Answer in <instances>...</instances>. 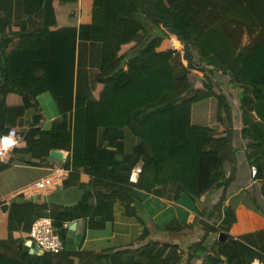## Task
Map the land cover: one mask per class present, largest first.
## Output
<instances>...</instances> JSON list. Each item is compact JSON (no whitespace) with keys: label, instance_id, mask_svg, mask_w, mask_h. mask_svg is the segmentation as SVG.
Returning a JSON list of instances; mask_svg holds the SVG:
<instances>
[{"label":"trees","instance_id":"16d2710c","mask_svg":"<svg viewBox=\"0 0 264 264\" xmlns=\"http://www.w3.org/2000/svg\"><path fill=\"white\" fill-rule=\"evenodd\" d=\"M84 1L79 23V0H23L25 8H33L25 11V18L32 14L42 18L41 25L30 31L26 20L14 22L19 0H0L2 106L15 120L28 110L34 113L31 128L22 133L23 141L13 152L30 154L38 161L17 162L6 156L0 161V174L14 165H25L35 169L32 173L39 172L31 178H37V183L52 172L46 165L49 154L65 151L68 157L62 167L69 174L64 188L77 186L83 175L91 186L72 212L23 202L19 196L9 208L8 231L13 239L0 241V247L8 248L0 254V264H182L185 256L194 264V259L211 252L214 234L219 244L220 229L229 238L236 223L235 210L225 208L224 203L235 178L228 169L236 164L232 142L238 123H234V110L217 74L223 80L229 75L228 88L240 91L241 137L252 141L246 147V162L257 167L256 178L263 173L264 150L253 155L248 146L264 140V32L259 40L241 46L222 26L204 30L195 25L188 10L195 1L206 0ZM263 8L264 0H253L228 12L251 27L260 24L264 28ZM63 11L66 22L58 24L56 13ZM150 26H156L160 35L139 49L150 35ZM168 28L189 43L195 65H200L195 56H215L225 73L215 69L209 74L205 66L204 75L188 70L181 53L173 49ZM14 38L19 44L8 51ZM46 92L54 98L60 118L41 128L43 115L36 98ZM10 95L21 97L22 105L9 107ZM252 131L261 133L258 140L249 137ZM137 167L141 173L133 182ZM258 193L262 200L254 199L261 205L264 185ZM142 194L172 202L184 195L196 208L201 204L203 211L190 225L174 220L160 229L144 213ZM116 204L127 218L140 223L143 231L136 243L102 252H82L67 245L65 224L85 220L87 229L102 230L114 221ZM223 212L220 225H211ZM44 217L53 220L64 250L58 255H29L24 247L31 240L32 225ZM196 226L204 235L187 245V252L180 244L152 237L153 229L160 234H184Z\"/></svg>","mask_w":264,"mask_h":264},{"label":"crops","instance_id":"0c3cea01","mask_svg":"<svg viewBox=\"0 0 264 264\" xmlns=\"http://www.w3.org/2000/svg\"><path fill=\"white\" fill-rule=\"evenodd\" d=\"M84 2V0H79V23L80 17L83 16ZM29 10L32 11L33 8L31 6L29 8L26 6L25 8L23 0H19V4L15 6L14 22L19 23L26 20L28 29L31 31L41 25L42 18L38 14H32L30 18H25V11L27 12ZM73 12L72 10L71 14L75 16ZM66 17L67 12L56 13L58 24H64ZM18 44L19 39L14 38L8 51L16 48ZM2 101L3 98L0 96V132L3 131L2 129L7 128L16 129L21 135L29 131L33 122L34 113L28 110L15 120L14 118H10L6 113L2 106ZM36 101L40 113L43 115L41 128L60 118L58 106L49 92L39 95ZM6 103L9 107H20L22 105V98L16 95H10L7 97ZM241 126L243 129V125L240 122L238 129L234 127L232 146L236 151V164L233 163L230 165L228 174L235 173V178L228 190V199L224 203L225 208L232 207L235 210L236 223L231 227L228 233L229 238H226V241H221L217 244V237L214 234L212 236V244H210V246H213V249L209 254L203 255L200 259H194V264H257V262L258 264H264V201L260 205L254 199L255 196L257 200H262L258 190L264 185V167L261 177L259 176L256 179L251 178L250 167L246 162L245 153L247 145L252 141L241 138ZM260 134L252 131L249 137L253 141L254 139L258 140ZM258 142L260 144L256 146H248L249 153L255 155L264 150V140ZM60 152L63 155V159L52 157L49 154L46 165L51 170L56 167H62V164L67 160L68 152ZM7 157L9 159H15L17 162L23 159L27 162H38L30 154L10 152ZM261 162L264 166V157L261 158ZM34 170L32 168L30 170L25 165H14L9 170L0 174V201L8 205L6 212H3L0 206V241H10L13 239V234L8 231V212L10 205L20 200L19 196L23 197V202L33 204L45 203L57 207L62 211L68 209L72 212L74 206L81 202L84 193L91 190V186L85 181L86 176L83 175V180L77 186L64 188L63 182L68 178L67 176L62 183L54 185L46 191L37 192L33 187L34 184L31 183H35L37 179H31V174ZM137 178V175H132L133 182H136ZM141 198L144 213L151 219V225L160 229H163L174 220H177L182 225H190L203 210V207L201 210L199 206L196 208L194 203L184 195L177 202L157 198L150 194H142ZM146 202L147 208L145 207ZM163 205L166 206L164 211L154 212L157 206ZM223 217L224 212L223 216L218 219L216 227L220 225ZM201 219L204 220L203 218ZM96 221H100V218H97ZM213 222L214 220L211 221V224ZM73 223H76L77 226L74 230H70L69 228ZM67 225V245L82 252H102L109 249L122 250L129 248V246L140 239L143 231L138 221L133 218H127L124 215V211L119 204L114 206V221L107 223L102 230L87 229V222L85 220H77ZM200 229V227L196 226L192 231H186L184 234H160L153 229L152 237L171 244H180L186 250L187 245L195 244L204 235V232ZM7 249L6 247H0V254H5ZM16 251L18 252V249ZM186 260L184 259L182 264H189Z\"/></svg>","mask_w":264,"mask_h":264},{"label":"rangeland","instance_id":"374dc122","mask_svg":"<svg viewBox=\"0 0 264 264\" xmlns=\"http://www.w3.org/2000/svg\"><path fill=\"white\" fill-rule=\"evenodd\" d=\"M252 1L253 0H206L205 2L195 1L194 4H192L193 6L190 8V10H188V15L193 21L196 22L195 25L198 24L204 30H211L214 27H220V26L228 29L230 31L231 36L237 39L238 42L241 43V46H244V45H248L253 41L259 40V38L261 37L260 35L262 34V32H264V28L260 24L255 25V27H251V25H249L247 21L243 22L241 18L239 19L237 16H233L232 14H230L228 12V9L238 11L240 7H243L247 3H250ZM255 15L256 14H253L252 16L254 17ZM257 17L259 16L255 17L257 19L256 22H259ZM142 19H144V17H142ZM260 27L263 29H260ZM149 29H150V35L148 38H146L144 41L141 42L140 47H138L139 49H141L148 40L160 35V31L156 26H150ZM173 49L179 51L182 57L184 52L183 46L182 44H179V42L175 37H173ZM193 54L196 55L195 50L193 51ZM195 61L200 64L199 66L202 65V67L205 66L206 68H208L209 69L207 71L208 73L215 69H218L219 71L222 72L224 71V73L226 71L225 67L221 63V60L216 58L215 56H210L208 58H201V59H198L197 56H195ZM182 62L186 66V63L183 61V59ZM229 77H230L229 75H226L225 79L223 80L222 78H220L219 74L215 75V78L218 81L220 87H222L223 92H225V94L228 95L227 97H229L231 106L234 110L232 113L235 121L234 123L236 122L238 123V125L235 124V128L238 129L241 122V117H240L241 113L238 112V93H240V91L230 90L228 88L229 86L227 83L230 79ZM194 78L198 79V75L194 76ZM193 95L194 93H191L188 96H186L185 99H189ZM132 138L134 137L130 135V139ZM38 174L39 172L37 171L33 172L31 174V177H37ZM199 206H200L199 208L201 209L202 208L201 204H199ZM145 207L147 208V202L145 204ZM165 208L166 206L164 205L157 206L154 212L164 211ZM217 223L218 220L213 222V224L211 225H216ZM219 232L220 234H224V232L221 229Z\"/></svg>","mask_w":264,"mask_h":264},{"label":"built area","instance_id":"2783aa9c","mask_svg":"<svg viewBox=\"0 0 264 264\" xmlns=\"http://www.w3.org/2000/svg\"><path fill=\"white\" fill-rule=\"evenodd\" d=\"M3 138H11L14 144L6 150L3 149L2 144H0V161H3L8 153L13 152L18 144L23 141V136L16 129H10L6 134L1 135L0 141H2ZM249 171L251 178L256 179L258 172L257 167L252 166L249 168ZM140 173L141 169L135 168L132 175L137 174L138 176ZM68 174L69 171L64 167H56L52 170L50 175L35 183L33 187L37 192L46 191L52 186L62 183ZM64 226L66 228L68 227L67 224ZM30 237L31 241L35 242L43 253L58 255L64 250V244L50 217L35 220L31 228Z\"/></svg>","mask_w":264,"mask_h":264},{"label":"water","instance_id":"95a60500","mask_svg":"<svg viewBox=\"0 0 264 264\" xmlns=\"http://www.w3.org/2000/svg\"><path fill=\"white\" fill-rule=\"evenodd\" d=\"M166 33L170 36H173L179 41L182 46H183V55L182 59L186 63V68L190 71H196L202 75L206 74V69L201 66L195 65L194 61L192 60V51L189 46V43L183 39V37L180 35V33L172 28L166 29ZM50 155L52 157H56L58 159H63V155L60 151H54L51 152ZM8 209V205L4 204L1 206V210L3 212H6ZM77 224L73 223V225L69 228L70 230H74L76 228ZM219 240L224 242L226 241V235L225 234H220L219 235ZM24 251L30 255H43L44 253L37 247L35 242L33 241H28L25 244Z\"/></svg>","mask_w":264,"mask_h":264},{"label":"clouds","instance_id":"9594fccd","mask_svg":"<svg viewBox=\"0 0 264 264\" xmlns=\"http://www.w3.org/2000/svg\"><path fill=\"white\" fill-rule=\"evenodd\" d=\"M0 144H2L3 149L6 150L14 144V141L11 138H3V140L0 141Z\"/></svg>","mask_w":264,"mask_h":264},{"label":"bare ground","instance_id":"6f19581e","mask_svg":"<svg viewBox=\"0 0 264 264\" xmlns=\"http://www.w3.org/2000/svg\"><path fill=\"white\" fill-rule=\"evenodd\" d=\"M179 42V41H178ZM179 44H181L180 42H179ZM137 175V174H136Z\"/></svg>","mask_w":264,"mask_h":264}]
</instances>
